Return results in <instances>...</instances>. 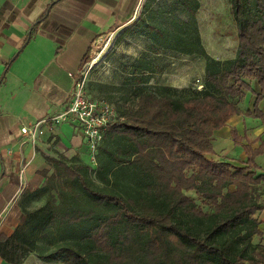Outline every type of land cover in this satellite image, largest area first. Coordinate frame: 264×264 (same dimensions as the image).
<instances>
[{"label":"trees","instance_id":"1","mask_svg":"<svg viewBox=\"0 0 264 264\" xmlns=\"http://www.w3.org/2000/svg\"><path fill=\"white\" fill-rule=\"evenodd\" d=\"M177 2L191 21L160 26L150 21L147 3L126 33L203 57V87L187 93L147 87L121 115L114 102L98 98L113 103L117 116L96 162L47 157L53 172H44L46 202L26 211L11 235H0V255L7 261L23 264L35 254L62 264H264V252L253 246L256 236H264L256 217L264 210V174L257 175L255 162L264 143L252 150L248 141L244 164L209 156L215 131L240 113L248 92L256 95L255 110L245 114L264 118L258 107L264 99V0H231L238 47L235 57L223 61L202 44L195 26L199 2ZM148 68L149 62L135 66L132 82L148 83ZM231 133L242 144L245 137L236 128ZM189 191L210 210L199 207Z\"/></svg>","mask_w":264,"mask_h":264},{"label":"crops","instance_id":"2","mask_svg":"<svg viewBox=\"0 0 264 264\" xmlns=\"http://www.w3.org/2000/svg\"><path fill=\"white\" fill-rule=\"evenodd\" d=\"M145 1L0 0V235H11L26 211L46 202L37 195L43 190L44 172H53L47 157L63 154L69 161L90 163L78 124L63 123L36 143L20 128L69 106L75 82L70 74H76L110 34L138 19ZM253 86L259 93L260 87ZM255 102V93L248 92L240 113L215 131L209 156L244 164L248 141L252 150L264 143V118L245 114L254 112ZM258 107L264 114V99ZM232 128L245 137L242 144L235 143ZM255 162L257 175L264 174V151ZM260 187L264 192V181ZM256 217L264 231V210ZM0 264L13 263L0 255Z\"/></svg>","mask_w":264,"mask_h":264},{"label":"rangeland","instance_id":"3","mask_svg":"<svg viewBox=\"0 0 264 264\" xmlns=\"http://www.w3.org/2000/svg\"><path fill=\"white\" fill-rule=\"evenodd\" d=\"M195 26H197L202 44L206 52L215 59L226 60L236 55L238 47L237 25L231 9V0H197ZM150 3L153 17L150 21L160 26L173 28V21H191L189 12H182V5L177 0H146L139 15L143 17L145 6ZM110 34L100 45L93 58V68L87 75V87L91 95L111 100L118 107L121 115L127 108L136 105L138 93L147 88H158L162 85L172 86L179 91L200 90L205 82V65L203 57L196 54H185L171 49H165L150 37L132 36L126 33L136 21ZM149 62L152 68L145 73L150 74V80L145 84L133 83L132 73L135 66ZM153 69V70H152ZM256 84V83H255ZM104 153L101 148L99 155ZM86 163H89L86 161ZM97 184L103 186L94 174H91ZM25 180V179H24ZM40 188L37 199H46V190ZM127 195V194H126ZM187 195L204 211L210 210L209 205L194 192ZM42 197V198H41ZM253 246L264 252V236L255 237ZM27 264H62L60 262H44L37 255L31 254Z\"/></svg>","mask_w":264,"mask_h":264},{"label":"built area","instance_id":"4","mask_svg":"<svg viewBox=\"0 0 264 264\" xmlns=\"http://www.w3.org/2000/svg\"><path fill=\"white\" fill-rule=\"evenodd\" d=\"M93 66V58H90L76 74H70L75 82L71 102L65 110L53 116L43 117L30 125H23L20 128L21 133L36 143L47 132L53 131L59 125L76 123L87 140L90 161L94 164L99 145L115 120L117 112L113 103L103 99H93L88 94L87 75ZM21 174L24 182L25 167Z\"/></svg>","mask_w":264,"mask_h":264}]
</instances>
